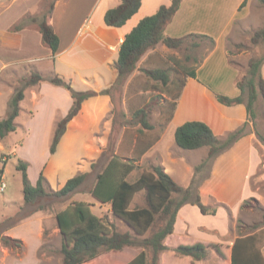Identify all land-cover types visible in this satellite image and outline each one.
<instances>
[{
	"label": "rangeland",
	"instance_id": "1",
	"mask_svg": "<svg viewBox=\"0 0 264 264\" xmlns=\"http://www.w3.org/2000/svg\"><path fill=\"white\" fill-rule=\"evenodd\" d=\"M22 1L23 0H16L13 2V6L16 7L20 5ZM167 1L168 0H165L166 3ZM51 2L52 0L45 1L43 5V16L47 15L50 11ZM2 9L0 13L6 12L5 8ZM239 9H241V14L239 18L235 20L230 32L225 36L224 44L229 62L236 66L241 75H243L247 72L251 60L264 58V40L254 43L252 39L255 31L263 25L264 7L259 0H243ZM13 11L14 10H9L10 13ZM203 12L202 15H209V12L207 14L205 11ZM37 50L38 51L33 53L34 55L40 52L39 49ZM209 51L210 44L206 41L193 55H195L198 60H201L210 54L211 51ZM40 56L41 55H38L37 57ZM27 59L26 53H20L15 60L25 62ZM196 64L197 61L194 62L193 59L189 61L186 60L184 52L160 44L151 54L140 62L138 69L140 70V67L159 66L175 67L182 70L184 68L194 67ZM23 71V68H19V70L15 71L13 74H8L6 72L0 73V116L4 117L7 115L8 100L12 97L10 96V92L13 90V87L9 86V84L14 85V87L16 86L15 89L20 86L22 78L26 76L23 75ZM261 73L264 77V62L261 65ZM180 75L181 77L183 76V74ZM204 78L205 77H203V79L201 78L203 82H210L209 79ZM226 86L228 87V89H226L227 92L230 93V86ZM178 91L175 85L164 86L160 81L148 78L142 70H140L128 84L126 81L122 85H115L110 95L113 104L111 116L107 117V119L106 117L100 119L94 124V132L90 131L85 133L77 140L78 145L75 147L78 149L77 154H61L63 159L67 160L70 156H73L75 159L74 165L71 167L69 166L66 170L67 176H71L72 178L80 173H86L87 176L85 181L76 191L68 196H42L34 203H26L24 200L22 175L16 168L18 157L21 155L24 154L23 158H27L30 162L28 174L30 179L31 177L33 178V180H31L32 183H36L43 164L46 162L47 158H49L51 163L45 166L43 170V172L46 173L45 188L47 190H57L64 184L63 181L55 180L59 170L52 164L53 154L49 152L50 144L44 132V125L46 124L45 119L47 118V115L44 113L45 111L49 113L47 107L46 105H42V114L40 113L35 117H31L32 115H30L28 111L30 109H35L36 105L33 104L32 100L29 98L25 104L26 106H24L26 109L21 111L16 120V130L9 133L4 138H0L3 145L2 148H4L3 151H6L3 153L0 150V177H3L6 183L5 190L0 192V264L34 263L36 255L32 249L33 247L27 250L25 243L19 238L17 239L21 240L22 244L7 246L3 242L2 237L9 236L7 235L9 230L31 234V230L28 227L21 228V225L28 216H32L36 211L43 212V242L38 252L40 260L37 264H63V255L60 250L64 242V236L58 227L56 214L67 206L72 205L74 201L89 203L92 210L99 215L108 226L110 223L114 222L117 228L122 232L132 230L124 220L112 212L110 204H101L98 202L92 195L91 190L97 180V175L102 172L114 155L120 153L124 160L136 157L135 155L139 150L138 147V150H135L136 153H133L126 150V146H124L125 142L126 144L128 143L132 149H135L130 139H135L139 136L142 140H150L159 133L158 131L160 128H165L168 118L174 113H171V106L172 103L176 101L175 97ZM227 92L226 94L229 95ZM244 97L245 100H247V92L244 94ZM124 99L125 101L123 102ZM191 100H193V98L188 96L186 99L188 106ZM140 107L149 110V121L156 128H154L153 131L150 130L145 136H142L138 131L140 118H135L132 114L134 109ZM37 108L40 109L38 105ZM254 111L255 117L251 120L247 128V133L244 135L253 134L250 144L253 146V149H238L228 154L225 161L219 164L216 175L213 166L220 155L214 160L209 170L208 168H204L198 173V177L204 178L207 176L199 187L201 199L206 205L217 207V213L215 215H204L196 205L186 204L181 214V219H179L176 225L175 233L168 236L165 240L169 249L160 253L158 264H231L232 250L235 241L240 237L248 235H255L260 250L264 248V99L261 94L258 95L255 101ZM188 114L194 116V118L198 116L195 112L192 114L191 109L188 110ZM110 119H113V133L108 139V146L102 151L103 144L107 140L105 137V130L109 125L108 121H110ZM83 123H85V121H82L80 126H82ZM123 126L126 127L127 133L124 137V145L119 148L118 140L120 139ZM25 128L29 129L30 132L27 137H25L27 132ZM175 128L176 124H173V126L168 129L166 135L167 142L174 141L173 143H175ZM226 134L227 132L223 136L217 135L220 138H224ZM24 137L26 138V144L19 147ZM235 143L232 146H234ZM13 150L19 152L18 157H16L15 154L9 153ZM207 154H205L201 161ZM176 155L177 154L174 155V159H176ZM142 157L143 154L140 156L139 160H136L139 167L129 174L128 178L130 180H134L143 172H150L153 165H160L158 164L160 163V158L157 156ZM91 161H93L92 165H90ZM196 165H194L193 173L195 172ZM247 165L248 167L253 166L254 169L248 172L250 173L247 178L248 181L247 184H244L242 183L243 180H241L240 175L245 171ZM173 166L171 170L177 177L185 176V171L178 169L176 165ZM3 167L4 170L2 172L1 170ZM174 178L177 180L176 177ZM207 181L208 183H206ZM203 186H205V188H203ZM144 194L143 191L137 193L130 207L133 208L136 205H144L146 203ZM151 232L152 230L147 232V235L151 234ZM196 242H202L208 246V255L202 260L197 261L188 256H181L173 250L179 244H194ZM142 249L143 248L139 246H129L121 251H103L97 258L91 260L89 264H113L119 262V264H125L139 254ZM147 252L149 264H151L152 253L150 250Z\"/></svg>",
	"mask_w": 264,
	"mask_h": 264
},
{
	"label": "trees",
	"instance_id": "2",
	"mask_svg": "<svg viewBox=\"0 0 264 264\" xmlns=\"http://www.w3.org/2000/svg\"><path fill=\"white\" fill-rule=\"evenodd\" d=\"M56 1L52 0L49 12L52 11ZM259 1L264 7V0ZM182 2L183 0H172L170 4H162L154 14L142 18L126 34L120 46L118 60L114 64L118 72L117 78L110 87L101 90L98 94L111 95L115 85L124 84L130 74L139 68L138 63L147 51L156 49L158 45L163 44L168 48L184 52L186 60L197 61L196 66L182 70L175 67L159 66L140 67V70L148 78L160 81L164 86L175 85L179 90L175 97L176 100L180 97L188 78L197 77V68L205 58L198 60L193 54L206 41L210 44V51L216 46V39L206 33L191 32L183 36H171L166 33L167 25L173 20ZM141 4L142 0H122L119 5L106 11L104 15L106 25L123 26L138 12ZM39 27L43 43L52 50L53 54H56L59 49L60 38L53 26L47 21L46 15L39 21ZM252 39L254 43L264 40V22L262 27L255 31ZM263 62L264 58L249 62L247 72L241 75L237 81V87L240 90L239 95L216 94L217 100L222 104L231 106L244 103L246 105L248 118L240 127L227 132L224 138H220L210 125L202 120H187L176 128L175 141L181 148L194 150L208 147L209 149L207 156L195 166L194 176L189 186L186 187L177 182L165 171L162 165H153L150 172H143L134 180H130L128 176L139 167L136 160H139L140 156L146 152L149 139L142 140L139 136L136 139H130L135 149H132L126 142L124 145L125 139H123L119 148L124 145L126 150L133 153L139 149L136 157L124 160L120 153L114 155L102 172L97 175L91 193L101 204H110L112 212L124 220L132 230L122 232L114 222L108 226L92 210L89 203L74 201L72 205L56 214L58 227L64 236L60 250L63 255V264H89L103 251H121L129 246H139L143 249L125 264H149L148 250L152 253L151 264H158L160 253L169 249L165 240L174 233L178 212L184 205H196L204 215L217 213V207L208 206L201 199L199 187L207 176L198 177V173L204 168L209 170L219 155L247 133V128L255 117L254 104L258 95L261 94L264 99V77L261 73ZM180 74L183 76L181 77ZM44 80L65 87L70 91L73 98V104L68 113L56 123L49 146L50 154H54L66 131L67 124L79 113L82 102L97 93L96 91L76 90L57 73H52L46 77L33 70L29 75L22 78L21 85L15 89V93L9 100L7 115L0 119V138H4L16 130L15 120L20 114L25 90ZM246 92L247 100L244 97ZM176 105V101L172 103L171 113L176 109ZM132 114L135 118H140L139 133L142 136L148 134L153 128L149 121V110L140 107L134 109ZM172 116L173 114L168 118L167 124ZM29 166V161L18 157L16 168L22 175L23 195L26 203H34L38 198L47 195L68 196L82 185L87 176L86 173H80L68 179L60 189L47 190L44 172H40L36 184H33L28 174ZM3 170L4 167L1 171L3 172ZM142 191L145 193L146 203L131 208L130 205L135 195ZM150 230H152L151 234L147 235ZM2 240L7 246L22 244L21 240L11 236H3ZM173 250L181 256H188L197 261L206 258L209 252L208 246L202 242L179 244ZM231 264H264V258L255 235L240 237L235 241Z\"/></svg>",
	"mask_w": 264,
	"mask_h": 264
},
{
	"label": "crops",
	"instance_id": "3",
	"mask_svg": "<svg viewBox=\"0 0 264 264\" xmlns=\"http://www.w3.org/2000/svg\"><path fill=\"white\" fill-rule=\"evenodd\" d=\"M15 1L0 0V12L3 10L2 8L6 9V12L0 13V73L13 74L19 68H23V75L26 76L32 70H36L46 77L52 73H57L76 90L97 92L82 102L79 113L67 124L66 131L61 137L57 150L52 155V164L59 170L55 180L63 181V184H65L71 178V176H67L66 170L69 166L74 165L75 159L73 156H70L67 160L63 159L61 154H77L78 149L75 148L78 145L77 140L85 133L94 132V124L100 119L103 117L107 119V117L111 116L113 109L111 96L98 93L110 87L117 78L118 72L114 64L118 60L120 46L126 34L142 18L154 14L162 4H170L172 0H168L167 3L165 0H142L138 12L121 27L106 25L104 15L109 8L119 5L122 0H57L52 11L46 15L47 21L53 26L60 38L59 49L56 54H53L52 50L43 43L39 27V21L45 16H43V5L46 0H23L20 5L14 7L13 2ZM242 2L243 0H183L180 9L166 27V33L171 36H183L191 32H197L209 34L217 41L215 49L210 52L197 68V77L188 78L180 97L176 100L177 105L171 120L165 125L164 129L160 128L159 133L147 141L149 146L142 157H159L160 163L158 164L162 165L173 178L176 177L177 182L186 187L194 174V165L201 161L209 149L208 147L194 150L181 149L176 141V145L173 143L174 141H166L168 129L173 124H176L177 128L187 120H202L208 123L216 134L223 136L226 132L241 126L248 118L245 104L239 103L228 106L220 103L216 97L217 93L226 94V89H228L226 85H229L231 89L230 93L227 92L229 96L240 94L237 81L241 77V73L236 66L229 62L224 39L232 29L235 20L241 14L239 7ZM9 10L14 11L10 13ZM203 11L206 14L209 12V15H202ZM37 49L40 52L34 55L33 53L38 51ZM154 50L147 51L138 65L140 66V62ZM20 53L27 54L28 59L25 62L15 60ZM38 55L41 56L37 57ZM139 72L138 68L134 70L128 77L127 84ZM203 77L209 79L210 82H206L207 84L203 82L201 80ZM9 86L13 87L10 92V96H12L16 86L14 87V85L10 84ZM188 96L193 98L189 106L186 101ZM29 98L36 105L35 109L28 111L32 115L31 117L42 114V105L47 107L49 113L46 111L44 113L47 115L44 132L50 144L56 123L68 113L73 104L71 93L63 86L54 85L48 80H44L25 90V97L21 101L20 113L26 109L24 106H26L25 104ZM37 105L40 109L37 108ZM189 109H191L192 114L195 112L198 116L194 118V116L189 115ZM8 111L9 100L7 113ZM4 117L0 116V119ZM82 121H85V123L80 126ZM108 122L109 125L105 130L107 140L103 144L102 151L108 146V139L113 133V119ZM154 128L155 126H153L151 131ZM25 131H27L25 136L27 137L30 134L29 129L25 128ZM126 133L127 129L123 126L120 139L118 140L119 145L122 143ZM252 135L244 136L217 158L213 166L215 175L219 164L225 161L228 154L238 149H253V146L250 145ZM25 137L19 147L26 144ZM2 146L0 139V150L5 153L6 151H3L4 148ZM9 153L15 154L16 157L19 155L16 150ZM175 154H177L176 159L173 158ZM23 156L24 154L20 158H23ZM23 159L27 160V158ZM50 163L49 158H47L41 171ZM92 164L93 161L90 162V165ZM173 165L185 171V176L177 177L171 170L174 167ZM253 169V166L248 167L247 165L245 171L240 175L241 180H243L242 183L247 184V178L250 174L248 172ZM44 175L46 177V173ZM31 180H33L32 177ZM184 206L178 212L174 233L176 225L181 219ZM42 214V211H36L22 222L21 228L28 227L33 235L11 230L7 232V235L23 240L27 250L33 247L32 249L36 255V260L33 264H37L40 260L38 252L43 242ZM261 253L264 258V248L261 249Z\"/></svg>",
	"mask_w": 264,
	"mask_h": 264
},
{
	"label": "built area",
	"instance_id": "4",
	"mask_svg": "<svg viewBox=\"0 0 264 264\" xmlns=\"http://www.w3.org/2000/svg\"><path fill=\"white\" fill-rule=\"evenodd\" d=\"M6 188V183L3 180V177H0V192H3Z\"/></svg>",
	"mask_w": 264,
	"mask_h": 264
}]
</instances>
